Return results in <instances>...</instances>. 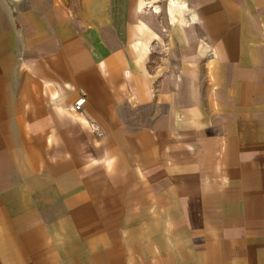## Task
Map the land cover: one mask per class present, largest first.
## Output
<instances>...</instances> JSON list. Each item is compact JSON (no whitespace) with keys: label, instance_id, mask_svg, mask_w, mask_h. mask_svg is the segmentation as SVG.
I'll return each instance as SVG.
<instances>
[{"label":"crops","instance_id":"0c3cea01","mask_svg":"<svg viewBox=\"0 0 264 264\" xmlns=\"http://www.w3.org/2000/svg\"><path fill=\"white\" fill-rule=\"evenodd\" d=\"M9 1L0 264H264V0Z\"/></svg>","mask_w":264,"mask_h":264},{"label":"built area","instance_id":"2783aa9c","mask_svg":"<svg viewBox=\"0 0 264 264\" xmlns=\"http://www.w3.org/2000/svg\"><path fill=\"white\" fill-rule=\"evenodd\" d=\"M84 103H85V94L81 92L79 98L74 103L73 106L74 111L80 112L82 110Z\"/></svg>","mask_w":264,"mask_h":264},{"label":"rangeland","instance_id":"374dc122","mask_svg":"<svg viewBox=\"0 0 264 264\" xmlns=\"http://www.w3.org/2000/svg\"><path fill=\"white\" fill-rule=\"evenodd\" d=\"M156 3L159 2L160 0H154ZM10 2V5H11V8L12 9H17L18 7H20V2H18L17 4V1H9ZM7 2V3H9ZM4 3H5V0H0V8H3L4 7ZM156 5V4H155ZM147 7H150L149 5H147ZM160 11H158V14H159Z\"/></svg>","mask_w":264,"mask_h":264},{"label":"bare ground","instance_id":"6f19581e","mask_svg":"<svg viewBox=\"0 0 264 264\" xmlns=\"http://www.w3.org/2000/svg\"><path fill=\"white\" fill-rule=\"evenodd\" d=\"M150 11H151L152 13H154V12H155V10H151V9H150Z\"/></svg>","mask_w":264,"mask_h":264}]
</instances>
